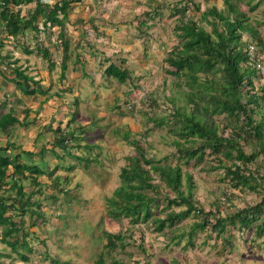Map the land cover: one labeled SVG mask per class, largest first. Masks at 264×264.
Instances as JSON below:
<instances>
[{"label": "rangeland", "instance_id": "obj_1", "mask_svg": "<svg viewBox=\"0 0 264 264\" xmlns=\"http://www.w3.org/2000/svg\"><path fill=\"white\" fill-rule=\"evenodd\" d=\"M84 1H86L85 4ZM79 2L81 3H76L71 7L68 15L74 22V26L80 25L79 28H81L83 21L79 20L80 15L87 13L88 3L87 0H80ZM92 2V7L100 6V9L106 13L116 11L118 18L115 24L118 23L119 28H122L118 35L115 34L117 31H113V36L111 34L104 36L106 37L104 43L108 42L106 44L108 46L103 48L104 51L110 53L115 59L118 54L112 51L114 48L110 46V42L117 44L122 51L127 47H132L133 52H138V56H136L138 61H144L142 69L147 67L149 71L134 74L136 78L125 84L103 77L100 74L103 69L97 65L98 61L102 62V60L96 55L100 42L93 39L90 46L89 41L83 40L78 35V29L73 26L63 34L60 25H57L55 29L48 30L35 39H32L34 35L28 37L31 39L25 46H29L30 50L34 51L31 55L15 46L13 41L8 40L6 36L1 37L5 43L2 49L3 53L5 55L10 54V61H18L14 63V66L21 67L26 74L34 76L36 80H42L43 88L48 94L24 96L16 89L15 84L6 82L0 76V115L15 107L16 111L19 112L18 117L21 118L23 116L22 111L30 109L33 113L42 103L45 104V107L52 106L54 99L56 102H62L65 108L64 110L61 109L62 117L58 118V124L63 123L59 127L68 126L69 131H73L77 139L70 140L74 145V149L71 151L72 155L65 153L62 148L56 150L57 156L52 155V149L47 143H53L59 134H53L54 132L51 130H46V133L43 134L42 126L41 130L39 128L40 132L36 133L41 116H34L33 114L28 119L30 127L26 129L17 126L11 132L12 135H9L12 143L22 146L23 150L34 151L32 152L34 154L30 155L31 162L36 163L43 170L48 163L42 161V155H37V153L42 148H46L45 160L49 161L47 168L49 173L47 175H51V178L46 177L49 180L44 179L47 183L43 187L44 192L48 189L59 190L63 188L62 190L67 191L73 197H70V200L62 191V194H55L56 198L59 199L46 200L45 211L48 213V220L45 222L39 218L31 220V216L26 214L23 218L26 221V231L29 233L26 240L30 243L34 254H31L29 261H21L16 253H12L10 257H0V264H97V261L102 257L105 258L107 264H264V233L261 237L257 236L256 224H253L250 229H240L238 224L228 226L223 234V237L229 241L227 244L222 238H218V232H215L211 237L213 222H210L205 230H197L193 235H190L188 233L190 226L199 222L193 216L194 213L186 216L172 230H165V234L155 231L154 225H151V220L130 226L129 219L118 222L109 216L108 199L113 196L114 191L120 185L121 169L129 163L128 156L137 154L129 141L138 139L147 157L160 160H166V157H169L167 161L177 163L174 158L177 151L170 145L174 136L168 133L164 126L150 121V117H154L155 114L157 117L167 116L169 111L167 113L166 110L172 108V100L174 99L178 106H184L183 90L187 91V88L179 89L175 86L176 78L167 73V69L170 67L165 64V60L167 58L166 53L173 45L179 44V39H176L173 34L176 18L180 17V12L176 8L186 5L183 3L184 0H93ZM232 2L249 14V22L264 36V0H232ZM193 3L197 4L198 7L195 10L192 5H189L187 15L194 18V21L200 22L202 13L213 8L228 14L227 0H193ZM146 4H152L155 6L154 8L158 5H165L163 8L165 10L164 16H160L163 11L159 10L156 17H151L153 22L150 18L146 22L151 30L149 36H152V32L156 29L152 24L160 25L154 32L159 37H157L154 47H152L153 44L146 43V38H144L145 43H142L138 37V32L140 33L142 29L145 30L146 28H142L144 21L142 15L135 14L134 25H137V29L128 25L130 29L127 31L128 34H126L125 25H122L126 18L121 12L124 13L125 10L138 11L140 7ZM26 9L28 11L26 12L30 13L33 6L30 5ZM163 18H167V21H164ZM66 22L69 23L70 20L66 19ZM96 23L98 26L106 25L100 24L99 20ZM204 25L206 30H212L210 24L204 23ZM116 28L118 27L107 25L100 30L107 32ZM219 28L220 31L223 30V27L220 26ZM61 34L68 41L67 43L64 38L62 43L63 45L67 43L69 46L68 55L70 56L73 52L79 53L78 62H82L79 64L82 67L75 71L77 68L74 65V58H70L65 81L60 82L64 49L62 46L56 48V44L61 43L59 37ZM243 39L248 40L250 38L244 33ZM41 47L50 49L51 60H44L42 56L36 54V51ZM89 48L92 52H88ZM124 53H127L128 57H132L127 51ZM257 54L260 67L264 65V45L258 47ZM119 55L120 57L116 59L120 60L121 57H125ZM84 56L89 64L91 62L90 67L89 64L83 65ZM49 61H53L54 66H51ZM121 63L119 62V64ZM150 63H152L151 66ZM126 66L134 68V71L135 68L136 71H140L142 65L138 64L137 67H134L130 63ZM258 69L261 81L260 79L257 80L256 86L259 88L264 84H262L261 69ZM82 70L87 71V76L82 73ZM59 86L63 88L59 89ZM59 93L61 95L58 96ZM49 97L51 100L44 103V99ZM148 97H152L157 102L156 106L151 105L152 101ZM6 99L7 102L4 107L3 103ZM48 108L50 109V107ZM49 109L48 111H50ZM58 119L53 118L56 122ZM214 120L219 125L231 124L232 130L236 128L235 119L217 115ZM231 129L228 130L229 133ZM126 134L129 136L128 140L124 138ZM6 137L5 134L0 133V138L3 139L2 145L8 144ZM36 140L37 143H35ZM241 143L244 144V150L250 153L253 149L252 146H248L245 141ZM74 155L84 158L91 157L92 160L80 162L74 158ZM59 157L64 158L66 163L73 165V170L70 172L63 168L62 171L60 168L56 170L54 168L56 163L57 165L61 163ZM213 157L210 156L209 160H212ZM95 158H97V162L94 161ZM205 164L202 162L196 165L193 160L189 166L183 164V168L193 176L196 187L192 194L207 212L212 210L217 212L215 208L216 199L223 201L222 216H226L232 211L230 202L225 201V197H223L226 191L231 197L233 196L232 203L235 207L240 209L251 207L261 199L257 192L235 188L230 180H222L219 176L224 173L222 169L213 170L211 163L209 170H206L204 169V167L206 168ZM52 168L54 172H51ZM10 170L12 172V169ZM67 176H69V183L64 186L58 178L63 180ZM36 189V186L31 185L28 181L24 192L28 194ZM172 193L169 189L163 192L164 195H170L171 199L174 198V193ZM5 194L12 196L11 191H6ZM39 197L40 194L36 192L33 199L36 200ZM74 197L75 199L77 197L78 201L73 200ZM160 205L156 210L157 216H162L161 210L166 209L168 203L162 199ZM46 213L41 209V216ZM20 220L21 218L17 214L15 221ZM167 233H169V239L165 237ZM115 234L121 235L123 241H119V247L116 249L109 250L108 236ZM22 236L24 235L21 234L20 237ZM173 236L179 237L172 240ZM46 246L49 247L47 254H45ZM19 250L25 251L22 247ZM10 251L9 247L0 242L1 253L8 255ZM45 259L47 260L44 261Z\"/></svg>", "mask_w": 264, "mask_h": 264}, {"label": "trees", "instance_id": "obj_2", "mask_svg": "<svg viewBox=\"0 0 264 264\" xmlns=\"http://www.w3.org/2000/svg\"><path fill=\"white\" fill-rule=\"evenodd\" d=\"M75 2L78 0H0V76L6 82L15 84L20 94L31 97L37 94H48V92L44 90L42 80H36L34 76L26 74L21 67L14 66V63L18 61H10V54L3 53L5 43L1 37L6 36L15 46L31 55L34 51H31L29 46H25L31 39L28 37L34 35L32 39H35L47 32L49 28H53L54 24L63 27L66 19H69L68 11ZM184 2L191 3L194 9L198 7L193 0H184ZM30 5L33 9L27 13L26 7ZM164 7H150L151 11L154 10V14L147 11L145 15L147 18L155 17ZM227 8V15L217 8L205 11L200 17V22L194 21L191 16L188 17L189 9L176 8L181 14L176 19L173 34L176 39H179V44L173 45L166 53L165 64L170 67L167 73L176 78L175 86L179 89L187 88V91L183 90L184 106H178L174 99L172 108L166 110L167 113L169 111L167 116L157 117L155 114L154 117H150V121L164 126L167 132L174 136L170 145L177 151L174 154L177 163L167 161L169 157H166V160L147 157L138 139L129 141L137 154L128 156L129 163L121 169L120 185L108 199V213L114 220L121 222L123 219H129L130 226L151 220L155 231L165 234V230H172L186 216L194 213L193 216L199 222L190 226L188 232L190 235L197 230H205L208 224L213 222L211 237L218 232V238H222L227 244L229 241L223 237V234L228 226L236 224L240 229H250L253 224H256L257 236H263L264 85L258 88L256 81L259 79L261 81L257 67V51L259 46L264 45V36L249 22V14L236 6L232 0H227ZM204 23L210 24L212 30H206ZM220 26L223 27L222 31ZM144 27L146 28L142 29V32L149 34L150 27L143 21L142 28ZM244 33L250 39H243ZM60 39L63 43L62 34ZM58 46L64 49L61 82L65 81L68 71L69 55L67 43ZM251 46L255 47L254 54L250 52ZM36 54L42 56L44 60H51L52 53L49 48L41 47ZM49 64L54 66L55 63L49 61ZM106 74L108 79L116 80L120 84L136 78L125 63L110 64ZM6 95L9 97L8 94ZM148 99L152 101V106H156L157 102L152 97ZM4 102L5 107L7 99ZM31 112L30 109H26L22 111L23 116L19 118V112L13 107L0 115V133L7 136L8 143L2 145L3 139L0 138V242L16 253L21 261H29L30 255L34 254L26 240L29 233L25 228L24 216L29 214L31 220L39 218L45 222L48 220V213L45 211L46 200L59 199L55 194H62V191L69 199L73 197L62 190L63 188L43 191V187L47 184L44 179L51 178V175H47L49 161L45 160L46 148H42L37 153L42 155V161L48 163L43 170L39 165L31 162L30 155L34 154L32 153L34 151L23 150L22 146L10 140L9 135H12L11 132L17 126L26 129L30 127L28 119ZM217 115L235 119L236 128L232 130V125L228 123L217 124L214 120ZM229 129H231L230 133ZM55 131L59 136L55 137L53 143L47 144L52 149V155L57 156L56 148H62L65 153L72 155L74 145L70 140L77 139L74 132L69 131V127L64 129L57 127ZM124 138L128 140V134L124 135ZM242 141L252 146L250 153L244 150ZM88 147L91 146L88 145ZM210 156H214L212 160H209ZM74 158L80 162L92 160V158L78 155H74ZM60 160L61 163L54 167L56 170L59 168L60 171L62 168L69 172L73 170V165L66 163L64 158ZM193 160L196 165L206 163V168L204 167L206 170H209L212 163L213 170L224 171L219 175L222 180H230L235 188L257 192L261 199L251 207L240 209L235 207L232 203L233 196L231 197L226 191L223 197L225 201L230 202L232 211L222 216L223 201L216 199L217 212L213 210L207 212L192 194L196 187L193 176L183 168L184 165L189 166ZM94 161L97 162V158ZM251 166L253 168L250 169ZM51 172H54V169ZM58 180L67 186L69 176L64 177L63 180L58 178ZM28 181L37 189L27 194L24 189ZM166 189L174 193H172L174 198L171 199L170 195L163 194ZM6 191H11L12 196L6 195ZM36 192L40 194V197L34 200L33 196ZM162 199L166 200L168 205L166 209L161 210L162 216H157L156 210L161 206ZM73 200L78 201L77 197ZM41 209L46 213L44 216L40 214ZM17 214L21 218L18 222L15 221ZM21 234L24 236L20 237ZM168 234L165 237L169 239ZM178 237L173 236L172 240ZM108 239V249L114 250L119 247L122 237L115 234L109 235ZM21 247L25 251L19 250ZM48 249L49 247L46 248V254ZM2 256L10 257L9 254L4 255L0 252V257ZM97 264L107 263L102 257Z\"/></svg>", "mask_w": 264, "mask_h": 264}, {"label": "crops", "instance_id": "obj_3", "mask_svg": "<svg viewBox=\"0 0 264 264\" xmlns=\"http://www.w3.org/2000/svg\"><path fill=\"white\" fill-rule=\"evenodd\" d=\"M80 0H78V2H75L74 4H76V3H81V2H79ZM93 0H87V13H81V15H80V19L79 20H82L83 22H82V24H81V28H79L80 27V25H77V26H74V22H72V20L69 18V20H70V22L69 23H65V25L62 27V26H60L61 27V33L63 34V33H66V32H68V30H70V28L73 26V27H75L76 29H78V31H79V36H81L82 38H83V40L85 39V40H88L89 42H88V44L91 46L92 45V43H91V41L93 40V39H96L97 41H99L100 43H99V47H98V50L96 51V55H98L99 57H100V59L102 60V62L99 60L98 61V67H100V69H103V71H101L100 72V74L103 76V77H107V74H106V69H107V67L110 65V64H113V63H116L117 65H119V62L121 63L122 61L123 62H125L127 65H129L130 63H132L133 65H134V67H137L138 66V64L140 65H142L141 66V68H140V71L139 70H137L136 71V68H135V71H134V68H132V67H130V66H128L132 71H133V73L134 74H142L143 72H148L149 70H147V67L146 68H143L142 69V67H143V65H144V61H138V57H136V56H138V52L137 53H135V52H133V48L132 47H127L125 50H123L122 51V49H120V47H118V45L117 44H115L114 42H110L109 44H110V46L112 47V48H114V50H112L114 53H117L118 54V56H116L115 57V59L113 58L114 56H111L110 55V53H106L105 51H104V47H106V46H108V45H106V44H108V42L107 43H104L106 40H104L106 37H104L105 35L107 36V34H111L112 36H113V31H117V32H115V34L116 35H118V33H121V29L122 28H119V25H118V23H116L115 24V22H117L116 21V19L118 18V16H117V12L115 11H109V12H105L104 10H101L100 9V6H95V7H92V2ZM96 1V0H95ZM85 2L86 1H84V4H85ZM117 2V1H116ZM118 3V2H117ZM73 4V5H74ZM96 4H97V2H96ZM184 5H186V6H183V7H181V8H179V9H188V7H189V5H191V3H189V4H187L186 2H184ZM159 6H163V5H158V7ZM150 7L151 8H154L155 6H153L152 4L151 5H144L143 7H140V9L138 10V11H134L133 10V12H132V10H130V11H128V10H125L124 11V13L123 12H121V14H123L124 16H125V18H126V20L125 21H123V23H122V25H125V30H126V32L127 31H129L130 29H129V26H131V27H135L136 29H137V25L135 24L134 25V19L136 18V15L135 14H140V15H142L143 17H144V22L146 23L147 22V20L149 19V18H147V16L145 15V13L147 12V11H150L151 13L150 14H154V10L153 11H151V9H150ZM164 7V6H163ZM114 9H115V6L113 7ZM178 8V7H177ZM103 9H104V7H103ZM162 13L160 14V16L162 17V16H164L165 15V10H163L162 9ZM113 12V13H112ZM110 14V15H109ZM181 14V13H180ZM156 17V16H155ZM188 17H190V15H188ZM153 18V17H152ZM178 18V17H177ZM176 18V19H177ZM97 20H99V23L100 24H106V25H103V26H115V27H118V28H116L115 30L114 29H111V31H107V32H103V31H101L100 29L103 27V26H98V24L96 23L97 22ZM150 20L152 21V19H151V17H150ZM163 20L164 21H167V18H163ZM153 22V21H152ZM58 24H54L53 25V28L51 27V28H49V30H51V29H55V27L57 26ZM69 25V26H68ZM129 25V26H128ZM147 26V25H146ZM152 26H155L156 27V29H158L159 28V26L160 25H158V24H152ZM156 29L152 32V36H149V34L148 33H143V32H138V37L142 40V43H145L144 42V38H146L147 39V42L146 43H150V44H153V46L152 47H154L155 46V44H156V41H157V37H158V34H155L154 32H156ZM119 30V31H118ZM138 31V30H137ZM149 31H151L150 29H148V32ZM123 33V32H122ZM126 34H128V32L126 33ZM60 37V36H59ZM64 38H65V36H64ZM89 38H90V40H89ZM114 38V37H113ZM159 38V37H158ZM149 39H151V41H149ZM65 40H66V38H65ZM67 41V40H66ZM128 41V40H127ZM159 42V41H158ZM157 42V43H158ZM59 43V42H58ZM67 43H68V41H67ZM59 44H62V40H61V43H59ZM56 46H58V44H56ZM103 46V47H102ZM109 46V47H110ZM116 46V47H115ZM101 47H102V50H101ZM111 47L109 48V49H111ZM68 49H69V46H68ZM125 51H127L128 53H130L131 54V56L132 57H128L127 56V53H124ZM88 52H92V50L89 48V50H88ZM113 53V54H114ZM70 54H71V52H70ZM79 54V53H78ZM77 53H75V52H73V54H71L70 56H69V59L70 58H74V65H75V67L77 68L75 71H78V68H81L82 67V65H79V64H82V62H78V58L80 57L79 55H78ZM101 54H102V56H101ZM119 54H121L122 56H125V57H121L120 58V60L119 59H116V58H118V57H120V55ZM72 55H74V56H72ZM127 57V58H126ZM84 58V63H83V65H87V64H89V62L87 61V58L84 56L83 57ZM107 59H109L108 61H107ZM140 62V63H139ZM90 64H91V62H90ZM90 64L88 65L89 67H90ZM152 65V63H150V66ZM80 70V69H79ZM87 71L86 70H82V73L85 75V76H87V73H86ZM91 75V74H90ZM62 89L63 87L62 86H59V89ZM68 90V89H67ZM58 95H61L60 93L58 94ZM57 96V95H56ZM59 98V97H58ZM60 98H62V97H60ZM47 99V98H46ZM46 99H44V102L46 101ZM53 99V98H52ZM51 100V98L48 100V101H50ZM47 101V102H48ZM40 105V104H39ZM45 104H41L39 107H37L36 109H35V112H31V114H33L34 116H38L39 115V117L41 116V121H40V124H39V127H38V129L36 130V133H39L40 131H39V128H40V130L42 129L41 128V126L43 127V134H45L46 133V130H51L52 132H54L53 134H55V130H56V128L57 127H59V125H62L63 123L62 122H60L59 124H58V121H59V119L62 117V111H61V109L62 110H64L65 108L63 107V105H62V102L60 103V102H56V101H54V99H53V105L52 106H48V107H50V109L48 108V107H45L44 106ZM48 109L50 110V111H48ZM36 118V117H35ZM53 118H59L58 120H57V122L56 121H54L53 120ZM44 125V126H43ZM68 127V126H67ZM64 128H66V127H63V129ZM37 137V136H36ZM35 139H37L38 140V138H35ZM37 140L35 141V143H37ZM44 144H46V143H44ZM89 158H91V157H89ZM57 162V161H56ZM84 162V161H83ZM57 164V163H56ZM45 251H46V249H45ZM45 254H46V252H45ZM47 259H45L44 261H46Z\"/></svg>", "mask_w": 264, "mask_h": 264}, {"label": "built area", "instance_id": "obj_4", "mask_svg": "<svg viewBox=\"0 0 264 264\" xmlns=\"http://www.w3.org/2000/svg\"><path fill=\"white\" fill-rule=\"evenodd\" d=\"M254 49H255L254 46H251V47H250V52H251L252 54H254ZM258 68L261 69V72H262L263 77H264V65H261V66L259 67V62H258Z\"/></svg>", "mask_w": 264, "mask_h": 264}, {"label": "clouds", "instance_id": "obj_5", "mask_svg": "<svg viewBox=\"0 0 264 264\" xmlns=\"http://www.w3.org/2000/svg\"><path fill=\"white\" fill-rule=\"evenodd\" d=\"M257 64H258V62H257ZM257 67H258V65H257ZM258 71H259V69H258ZM263 81H264V77H263ZM48 144V143H47ZM57 149H59V148H56L55 149V151L57 150ZM30 244V243H29ZM47 248V247H46ZM49 250V249H48ZM34 251V250H33ZM12 251H10V253H8L9 255H12ZM43 254V253H42ZM31 256V255H30ZM43 256V255H42ZM43 257H45V256H43ZM42 258V257H41Z\"/></svg>", "mask_w": 264, "mask_h": 264}]
</instances>
